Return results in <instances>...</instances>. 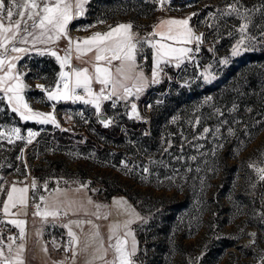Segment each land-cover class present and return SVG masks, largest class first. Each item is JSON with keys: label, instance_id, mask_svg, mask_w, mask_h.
Masks as SVG:
<instances>
[{"label": "rangeland", "instance_id": "374dc122", "mask_svg": "<svg viewBox=\"0 0 264 264\" xmlns=\"http://www.w3.org/2000/svg\"><path fill=\"white\" fill-rule=\"evenodd\" d=\"M235 2L88 0L84 15L68 25L73 44L69 69L64 71L81 63L74 53L78 39L83 46V38L121 23H130L131 33L142 37L164 16H191L189 24L194 36L203 34L202 41L197 45L193 39L189 44L194 46L192 57L183 65L177 60L162 62L157 67V83H151L154 59L150 66L144 46L136 57V71H142L148 82L136 94V81L120 78L133 88V95L122 100L114 97L117 108H111L109 102L101 103L103 116L114 120L107 127L100 122L94 105L84 101H69L71 122L58 131L55 127L20 124L0 106V115L12 127L29 128L33 133L42 128L34 137H0L1 194H7L13 183L28 188L24 227L47 220L41 217L43 208L30 212L28 205L53 192L44 193V185L52 180L53 188L87 186L98 199L114 193L130 197L140 214L134 227L140 242L135 264H262L264 180L260 177L264 173L258 169H264V0H239L236 6L240 12L248 10L243 18L235 13L221 14ZM245 23V36L255 37V41L246 40V44L251 43L250 50L232 57L231 50L240 39L238 29ZM75 25L82 31L73 33ZM58 47V55L63 58L69 48L68 39L59 42ZM224 58L228 62L220 63ZM94 63L95 56L82 68H88L91 74ZM19 65L32 70L26 76L29 83L37 76L39 81H47L46 89L56 87L59 61L45 54L25 59ZM165 65L173 66L164 68ZM117 66L118 61L110 66L114 74ZM209 73L215 78L206 81L204 76ZM95 85H101L93 80L92 89L98 92ZM118 88V95H122L123 89ZM133 103L138 116L132 112ZM43 105L47 107L48 102ZM58 106L61 112L67 107ZM89 106L97 118L83 119L75 114L76 108L88 110ZM44 109L45 113L51 112L48 107ZM33 180L38 184L35 189ZM112 203L115 206L110 208L114 207L116 214H122L119 208H127L123 202ZM37 212L40 214L34 215ZM51 220H58L57 215ZM6 223L0 215V232L14 237L13 243L18 241L20 233L9 232ZM91 228L92 225L87 229L71 228L79 239L76 252L89 240L79 232L98 231L97 227ZM128 231L130 228H126ZM41 242L39 239L38 250L45 248ZM96 244L99 242L95 239L91 247ZM46 246L59 255L51 245ZM89 253L87 261L95 254Z\"/></svg>", "mask_w": 264, "mask_h": 264}, {"label": "snow or ice", "instance_id": "6c2138e0", "mask_svg": "<svg viewBox=\"0 0 264 264\" xmlns=\"http://www.w3.org/2000/svg\"><path fill=\"white\" fill-rule=\"evenodd\" d=\"M88 3V0H0V71L3 72L0 75V90L4 92V96L7 99L8 104L12 105V111L18 113L20 118L25 121L35 120L42 124H56L55 116L53 113H44L40 111H33L29 104L24 100L21 94L24 85L19 73L14 74L16 69V61L21 59V53H28L29 51H35L39 55L50 54L60 62L61 71L58 73L59 79L55 81L56 87L47 90V98L49 100H77L84 101L87 104L94 105L96 113L100 116V122L105 126H109L114 123L112 118L103 116L101 113V101L113 100L116 97L117 100L126 99L128 96L133 95V88H129L122 83L123 80L134 79L136 84L134 85L135 93L139 94L144 90L146 86L147 78L142 71L137 72L139 67L136 63L137 55L142 52L145 45L154 49L153 59L154 67L152 71L151 83L159 82L157 80L158 72L157 67L163 63H171L173 60L183 62L184 59H190L193 49L188 47H177L173 43H165L164 41H172L175 44H190L193 39L196 40L197 45L202 41V36H194L193 30L189 27V20L191 16L186 19H168L162 20L159 25L154 26L153 33H150L148 37H139L131 33L133 27L130 23H121L115 27H110L106 32H95L92 36L83 38L82 44L78 39L76 42L77 59H80L82 55L87 54L95 50V63L93 64V72L90 74L88 68H71L70 71H64L66 65L70 63V56L72 51L73 40L68 36V25L71 21L84 15V6ZM163 3V0H161ZM239 0L235 3H230L227 8L221 11L222 15L231 16L235 13L237 16L243 18L248 10L245 9L244 13H241L236 6ZM252 11H255L253 9ZM192 15H196L193 13ZM102 22V21H101ZM166 26V27H165ZM159 28L161 30L157 31ZM248 24H241L238 31L240 33V39L233 46L231 50V56L235 57L244 51L250 50L251 43L246 44L245 41H255V37L245 36ZM231 35V33H230ZM264 35V32H262ZM62 37H66L69 41V48L66 50V55L61 58L58 53L47 47L41 48L36 45H47L49 43L60 40ZM155 37H160L156 39ZM31 43V48L27 45ZM17 44L25 45V47H18ZM196 51H199L197 46ZM9 53H15L16 55H9ZM113 61H118L119 66L115 68V74L111 69ZM104 62L108 66H104ZM228 58H224L220 61L222 64H226ZM5 65L7 70L4 71ZM179 67V64L176 65ZM210 73L204 76V79H214ZM95 80L101 85L99 92H94L92 89V83ZM63 85L61 88L60 85ZM118 86L123 89V94L118 95ZM38 88H43V85H37ZM111 88L110 91L106 89ZM77 89H83L86 96L77 94ZM87 97V98H86ZM115 103V101H114ZM136 104L131 105L132 112L136 113ZM58 126V125H57ZM19 128H13L10 135H15L17 140L23 139L20 135ZM208 132V129H204ZM4 133H0L2 137ZM37 133H33L29 130L28 136L34 137ZM9 138V143H11ZM31 143V139L28 140ZM147 171V169H145ZM259 172L264 173V169H258ZM264 180V175L260 177ZM47 188V185H44ZM32 188H36V181L33 180ZM0 191H3V187L0 186ZM28 188H17L13 183L10 191L7 192V200L4 202L3 211L5 214L9 212V208L15 207L17 204L27 203ZM40 201H44V197H39ZM40 207L39 204L36 205ZM98 208L100 206H97ZM40 213H34L39 215ZM58 214V210L52 212H44V216L55 217ZM64 215H67L65 212ZM136 219H140L136 214ZM10 223L20 227L25 222L22 220H12ZM69 223H75L79 225L80 221H70ZM88 223H91L89 221ZM132 223V220L125 222L124 227ZM68 228V225H63ZM117 228L119 225L116 226ZM68 235L72 238L70 244L72 245L73 257L76 256L75 245L79 243V239L74 232L69 228ZM98 231L93 233L87 242H85L81 251L87 252L89 247L98 237ZM250 235L255 236V233ZM20 239L23 240L25 232L23 227H20ZM125 236H132V243L130 250L126 247L127 240L119 236L115 238V243H111L112 236H109V247L114 249V259L108 261L105 259L107 255V249L104 248L103 240H100L99 247L94 250L92 260L86 261V264H93L96 259L103 260L104 264H134L131 259L137 252V244L134 235L131 231L125 233ZM14 237H8L9 241H13ZM8 251L11 253L12 245H7ZM25 245L21 243L18 246L17 253L14 257L9 258L4 255L3 239L0 238V264H24V260L20 257V252L24 250ZM262 264H264V257H261Z\"/></svg>", "mask_w": 264, "mask_h": 264}, {"label": "crops", "instance_id": "0c3cea01", "mask_svg": "<svg viewBox=\"0 0 264 264\" xmlns=\"http://www.w3.org/2000/svg\"><path fill=\"white\" fill-rule=\"evenodd\" d=\"M168 19H185L182 17H176V16H164L162 18H160L159 20H157V22H155V24H153L151 26V28L149 29V32L142 36V37H148V35L150 33H153L154 31V26L155 25H159L160 22L162 20H168ZM166 27V26H165ZM189 27L190 24H189ZM192 29V28H191ZM157 31L161 30L159 28L156 29ZM156 39H159L160 37H155ZM63 39H67L66 37H62L60 40L49 43V45H51V47H47L51 50H54L57 52V47L59 46V42H63ZM165 43H173L174 46L180 47L182 45L180 44H175L172 41H164ZM18 47H25V45H20L17 44ZM185 47L191 48L193 49L194 46L191 45L189 46V44H184ZM27 47L31 48V43H29L27 45ZM36 47H39V45H36ZM145 47L147 48V54L149 55V59H150V66H151V62L153 60V55H152V49L150 46L145 45ZM59 48V47H58ZM58 53V52H57ZM193 53V51H192ZM192 53H191V57H192ZM59 54V53H58ZM9 55H16L15 53H9ZM48 56L52 57L53 59H55V61L58 62V60L56 59V57L51 56L50 54H47ZM21 59L16 61V69L14 70V74L19 73L21 76V79L24 83V85H26V87L23 89L22 91V95L24 97V100L29 104V107H31L33 109V111H40V112H44L45 110L44 108H49L53 115L55 116V120H56V124H42L39 123L38 121L35 120H29V121H25L22 120L19 116L18 113H14L12 111V105L8 104L7 99L4 96V92L2 90H0V106L3 108H6L7 113L9 114H13L15 116V119L20 123V124H34V125H39L40 127H55L57 128L56 131H58L59 129H62L63 126L65 125H69L71 122V109L68 106L69 105V101L70 100H58V101H53V100H49L47 98V90L46 86H47V81H44V79L42 78V80H38V77L36 76V78L29 83V80L26 79V76L29 72H31L32 70H30L27 67H20V62L25 61V59H29L32 57H42L43 55H39L37 54L35 51H29L28 53H21L20 54ZM185 61H183L181 63V65H183L184 63H186L187 59H184ZM165 65L164 68H168V67H172ZM65 69L68 70L69 69V65L65 66ZM7 70V65H5L4 71ZM3 72L0 71V75H2ZM58 76H55V79ZM40 78V77H39ZM54 79V80H55ZM58 80V79H57ZM34 84V86H33ZM37 85H43V88H38ZM32 86V87H31ZM61 87V85H60ZM53 89V88H51ZM48 102L47 107L43 105V102ZM62 104H66L67 107H65V110H63L61 112V109L58 105H62ZM65 106V105H63ZM90 108L92 106H89ZM93 108V107H92ZM59 115V116H57ZM61 120L63 122H61ZM8 121H6L2 115H0V133H4V135L1 137L2 139H8V137L10 136V128L13 129L14 127H12L11 124L7 123ZM59 127H58V126ZM16 128V127H15ZM20 135L23 138H28V132L29 130L31 131V129L29 128H20ZM42 131V128H40L38 131H36L35 133H37V135ZM15 136V135H14ZM36 136V135H35ZM0 177H2L0 175ZM42 184V183H41ZM24 185V184H23ZM22 184L20 185H15L17 188H23V187H27L26 185L23 186ZM38 186V184H36ZM1 186V184H0ZM4 187V186H2ZM12 188V186H11ZM10 188V190H11ZM2 191H0V208H1V212L0 215H2L3 220L7 221V223H9V232H19L20 233V227H17L16 225L10 223V221L12 220H22V216L24 215L25 211H24V206L25 204H17L15 207H11L9 208V212L7 214L4 213L3 211V205L4 202L7 200V194H5V192L3 194H1ZM5 194V195H4ZM114 201V203H124L123 205L125 206V204L127 205V208L125 207L123 209L119 208L120 213L122 214H116L114 207H112V210L110 208L111 205H114L112 202ZM97 206H100L99 208ZM115 206V205H114ZM22 208V210H20V208ZM44 210L42 212V218H47L46 221H44L41 224H37L33 223V226H28L26 225V227H24L25 224H23V229L25 232V236L24 239L21 240L19 239L18 241H15L13 243V241H7L8 239V232H0V238H3V246L4 248H6L8 250L7 245L9 243H11L12 245V251L11 253L7 250H5V256H8L9 258L14 257L17 253L18 250V246L23 243L25 245L24 250H22L20 252V257L24 260V264H86L87 258L90 255L89 252H93L94 250L99 247V245H95L96 247L93 248L91 247L89 250V252H84L81 251V245L80 248L77 247V254L75 257H73V250L71 248L70 252L68 253L67 256L64 255H56L53 254L49 251L48 247L46 246V244L44 243L43 240V227L45 225V223L51 221L52 217L51 215L49 216H44L43 213L44 212H52V211H62L63 213H67V218L60 223L61 227L64 228V230L68 233L69 228L71 229L72 227H78V228H82V229H87V227H89L90 225H92L93 229L94 228H98V237L96 238V240H98V242L100 243V240H103V244H104V248L107 249V255L105 257V259H107L108 261H112L114 259V249L110 248L109 245V236H112V240L111 243H115V238L117 236L126 239L127 240V245L126 247L130 250L131 248V243H132V236H125L126 233V228L124 227V224L126 221L128 220H132V223L128 226V228H130V231L133 233L136 244H137V252L135 254L134 257H132L131 259L134 261V258L137 257L138 251H139V238L136 234V232H134V227L137 224V222L139 221V219H136V214H138V216L140 217L139 211L135 205V203L130 199V197L125 194V193H114L109 195L106 199H98L93 197V194L90 192L89 188L87 186H71V184L67 185V186H59V187H55L53 189V192L50 193L49 195H47L44 199L43 202V207ZM115 213V214H114ZM11 214L15 215L14 217H16V219H13ZM23 221V220H22ZM70 221H80L81 223L79 225L75 224V223H69ZM91 221V223H89L88 225H86V222ZM6 223V224H7ZM63 225H68V228H65ZM119 225V227L117 228L116 226ZM118 230V232H115V230ZM79 230V229H78ZM55 231L57 232L58 229L55 228ZM58 233V232H57ZM83 235V237L88 238L93 234L96 233L95 230L94 232H79ZM20 237V236H19ZM41 240L44 245V249H40L38 250V240ZM56 240V239H54ZM9 242V243H8ZM99 260V261H98ZM93 264H104L103 260L97 259L96 261L93 262ZM135 264V261H134Z\"/></svg>", "mask_w": 264, "mask_h": 264}, {"label": "built area", "instance_id": "2783aa9c", "mask_svg": "<svg viewBox=\"0 0 264 264\" xmlns=\"http://www.w3.org/2000/svg\"><path fill=\"white\" fill-rule=\"evenodd\" d=\"M82 29L80 26L75 25V30L73 33H79L81 32ZM110 91V87L106 90ZM77 94L86 96V93L82 89H77ZM87 98V97H86ZM115 101V103H114ZM105 102L110 103L111 108H117L118 102L116 100H104L101 101L102 104ZM93 108H88V110L83 109L82 107H78L75 109V114L79 118H97ZM54 188L52 187V180L47 181V188H45L44 193H49L53 190ZM39 204L40 207L37 208L36 205ZM43 207V201H40L39 197L36 198V200L32 201L29 205V211H41ZM66 215L62 211H58L57 218L58 220H51L47 223H45L43 227V238L45 240V243L50 246L51 250L55 253L61 254V255H67L71 248L72 245L70 244L71 237L68 235L66 231L63 230L62 227H60V223H62L66 219ZM55 228L58 229V233L55 231ZM56 239V240H54Z\"/></svg>", "mask_w": 264, "mask_h": 264}, {"label": "trees", "instance_id": "16d2710c", "mask_svg": "<svg viewBox=\"0 0 264 264\" xmlns=\"http://www.w3.org/2000/svg\"><path fill=\"white\" fill-rule=\"evenodd\" d=\"M74 53H75V57H77L76 50L74 51ZM94 56H95V50H93L92 52H88L87 54L82 55L81 58H80L81 63L78 64L76 62L75 65H74V67H76V68H82L88 61L93 60V57ZM98 86L99 85H95L94 88H95L96 91L98 90V92H99V90H100L101 87L98 88ZM119 91H120V89L118 88V93H119Z\"/></svg>", "mask_w": 264, "mask_h": 264}, {"label": "bare ground", "instance_id": "6f19581e", "mask_svg": "<svg viewBox=\"0 0 264 264\" xmlns=\"http://www.w3.org/2000/svg\"><path fill=\"white\" fill-rule=\"evenodd\" d=\"M74 30H75V27L73 28V32H74Z\"/></svg>", "mask_w": 264, "mask_h": 264}]
</instances>
